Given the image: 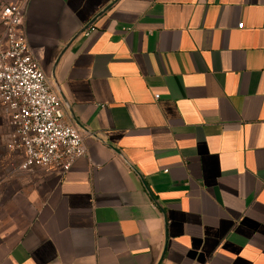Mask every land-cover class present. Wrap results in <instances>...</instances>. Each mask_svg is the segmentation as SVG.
Returning a JSON list of instances; mask_svg holds the SVG:
<instances>
[{
	"label": "crops",
	"instance_id": "0c3cea01",
	"mask_svg": "<svg viewBox=\"0 0 264 264\" xmlns=\"http://www.w3.org/2000/svg\"><path fill=\"white\" fill-rule=\"evenodd\" d=\"M26 2L88 153L5 163L0 264H264V0Z\"/></svg>",
	"mask_w": 264,
	"mask_h": 264
},
{
	"label": "built area",
	"instance_id": "2783aa9c",
	"mask_svg": "<svg viewBox=\"0 0 264 264\" xmlns=\"http://www.w3.org/2000/svg\"><path fill=\"white\" fill-rule=\"evenodd\" d=\"M26 9L27 2H13L0 11V105L10 134L7 165L12 173L43 169L64 174L87 155L85 135L67 120L62 97L28 42Z\"/></svg>",
	"mask_w": 264,
	"mask_h": 264
},
{
	"label": "rangeland",
	"instance_id": "374dc122",
	"mask_svg": "<svg viewBox=\"0 0 264 264\" xmlns=\"http://www.w3.org/2000/svg\"><path fill=\"white\" fill-rule=\"evenodd\" d=\"M27 0H0V11L7 3H23ZM8 116L6 111L0 105V173L5 170V163H7L8 152L6 149V142L9 139Z\"/></svg>",
	"mask_w": 264,
	"mask_h": 264
}]
</instances>
